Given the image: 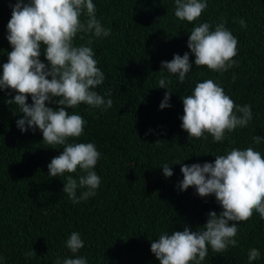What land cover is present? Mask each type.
Here are the masks:
<instances>
[{"label": "trees", "instance_id": "16d2710c", "mask_svg": "<svg viewBox=\"0 0 264 264\" xmlns=\"http://www.w3.org/2000/svg\"><path fill=\"white\" fill-rule=\"evenodd\" d=\"M17 2L0 0V75L12 51L7 25ZM206 2L201 17L188 23L175 16V0H93L96 19L110 35L78 33L73 43L93 49L105 76L93 90L113 104L93 108L81 103L68 109L81 115L85 125L83 134L67 143H93L100 152L93 169L100 185L95 195L78 203L63 192V182L68 175L78 180L82 171L50 177L48 165L64 146L43 142L38 128L21 132L17 121L23 114L6 102L17 93L0 89V264H56L75 257H84L87 264H160L151 252L160 234L185 227L200 231L211 211L223 210L214 194L201 197L194 187L180 189L181 167L214 163L215 156L232 148L252 147L264 156V139L259 144L252 139L264 137V0ZM204 22L210 30L226 22L238 40L236 63L227 71L194 64L187 42L193 27ZM45 47L40 60L47 65ZM185 53L193 67L183 83L178 75L160 71L162 61ZM162 77L171 81L167 88H157ZM206 79L221 86L237 106H251L247 126L226 132L220 142L208 133L189 138L182 129V98ZM168 91L171 106L161 109ZM27 102L32 103L30 96ZM164 164L171 166V177L163 175ZM87 190L78 187L77 196ZM237 227V245L222 253L209 246L201 264H264V219L254 212ZM72 232L84 241L75 254L66 247ZM252 248L260 252L255 261L248 259Z\"/></svg>", "mask_w": 264, "mask_h": 264}, {"label": "clouds", "instance_id": "9594fccd", "mask_svg": "<svg viewBox=\"0 0 264 264\" xmlns=\"http://www.w3.org/2000/svg\"><path fill=\"white\" fill-rule=\"evenodd\" d=\"M206 7V0H175V16L192 23L201 17ZM95 8L93 0H29V3L18 0L7 25V40L12 51L0 75V89L17 93L14 99L6 102L19 106L23 118L17 121V126L21 132L38 128L43 142L64 146L61 154L48 165L49 176L75 173L78 168L82 171L78 180L68 175L63 182V192L73 203L95 195L101 180L93 169L100 152L93 143H67L69 138L80 137L85 125L81 115L70 114L68 109L81 103L93 108H111L113 104L111 99L106 101L93 90L105 79L97 67L93 49L73 43L78 33H93L97 38L110 35V29L96 19ZM82 15L86 17L83 22ZM225 23H218L214 30H210L207 22L193 27L187 47L195 56V66L224 72L236 63L233 58L237 54L238 40ZM239 24L246 27L242 19ZM91 42L89 40V44ZM42 45L46 46L47 65L40 60ZM192 67L188 53L176 54L171 61L161 62L160 71L166 69L178 75L183 83ZM170 83L162 77L157 88H167ZM171 93H165L161 109L171 106L168 103ZM29 96L31 104L27 102ZM182 101V129L189 138L199 139L208 133L214 141L220 142L225 139L226 132L245 127L252 119L251 106H237L212 79L197 83L192 94ZM46 102L57 108L46 106ZM252 139L259 144L264 137L253 136ZM162 169L166 178L173 175L168 164ZM181 172L183 180L179 187L182 191L194 187L201 197L214 194L223 210L219 214L211 211L200 231L185 227L183 231L160 234L151 243V252L160 264H201L208 255L209 246L212 251L222 253L229 246L237 245L238 222L249 220L254 212L264 219V156L252 147L232 148L225 155L215 156L214 163L182 165ZM78 187L88 190L78 197ZM66 247L73 254L84 247L79 232L70 234ZM26 255L31 256L32 252ZM259 257L258 249L249 250V261ZM56 264H87V260L84 257L58 259Z\"/></svg>", "mask_w": 264, "mask_h": 264}]
</instances>
